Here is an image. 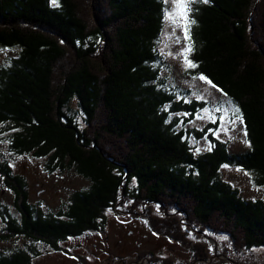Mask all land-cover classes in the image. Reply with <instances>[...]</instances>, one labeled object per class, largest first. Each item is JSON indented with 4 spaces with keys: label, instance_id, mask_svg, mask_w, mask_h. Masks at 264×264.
Returning a JSON list of instances; mask_svg holds the SVG:
<instances>
[{
    "label": "trees",
    "instance_id": "trees-1",
    "mask_svg": "<svg viewBox=\"0 0 264 264\" xmlns=\"http://www.w3.org/2000/svg\"><path fill=\"white\" fill-rule=\"evenodd\" d=\"M165 9L162 0H0V49L20 51L0 68V127L20 129L12 143L19 153L47 158L50 171L74 169L90 183L46 215L29 203L25 180L1 165L23 217L18 224L0 208L9 221L2 239L59 251L61 242L103 231L106 211L124 200L180 213L232 250L264 251L263 200L244 199L220 177L223 166H234L264 187V0H208L193 14L189 75L206 77L239 109L250 144L242 154L212 138V151L193 153L169 123L179 113L193 121L206 104L162 89ZM73 101L83 129L68 114ZM180 223L154 227L185 242ZM34 254H0V264H34Z\"/></svg>",
    "mask_w": 264,
    "mask_h": 264
},
{
    "label": "rangeland",
    "instance_id": "rangeland-1",
    "mask_svg": "<svg viewBox=\"0 0 264 264\" xmlns=\"http://www.w3.org/2000/svg\"><path fill=\"white\" fill-rule=\"evenodd\" d=\"M162 1L166 9L164 30L158 43L160 60L157 61L162 89L176 95L178 101L206 104L193 121L186 122L188 116L179 113L173 114L169 123L177 132L187 135L185 138L193 153L212 151V139L226 145L232 154L247 152L250 144L243 121L236 118L241 116L240 111L234 114L236 107L207 83V79L189 75L195 66L190 67L185 58L191 61L194 23L187 25L190 39L186 38L185 20L178 13L174 18L169 16L170 12L177 11L176 6L172 0ZM202 3L206 2L192 0L188 5L189 20L194 21V8ZM19 53L18 50L0 51V68L9 67ZM166 108L168 110L169 107ZM70 109L68 114L75 117L79 128L83 129L84 116L78 103L73 101ZM18 131L20 129L0 127V167L7 165L14 175L25 180L31 205L46 215L56 214L70 204L75 193L88 189L90 183L74 169L50 171L47 158H37L34 154H22L13 149L14 134ZM220 177L239 189L244 199L264 202V187L256 184L253 173L223 166ZM130 187L134 189L136 182L132 181ZM15 195L0 173V208H5L11 220L21 224L23 217L16 207ZM127 202L122 200L116 209L106 211L102 219L103 231L87 232L61 242L59 251L24 238L0 237V254L34 249V257H31L34 264H264V251L261 249L252 252L232 250L231 245L216 241L212 234L189 223L180 213L140 201ZM3 217H0L1 233L9 228L8 219ZM174 218L182 224L185 242L163 236L154 227L158 220Z\"/></svg>",
    "mask_w": 264,
    "mask_h": 264
},
{
    "label": "snow or ice",
    "instance_id": "snow-or-ice-1",
    "mask_svg": "<svg viewBox=\"0 0 264 264\" xmlns=\"http://www.w3.org/2000/svg\"><path fill=\"white\" fill-rule=\"evenodd\" d=\"M172 2L176 6L177 11L176 12H170L169 16L174 18L177 15V13H178L180 15V17L185 20V36H186V38L190 39V36L188 35V27H187V25L190 24V23H194V21L188 19V12H189L188 5L192 2V0H172ZM204 2H208V0H204ZM188 50H190V48ZM0 51H4V50L0 49ZM185 59H186V62L189 64L190 67H194L195 66V65L192 64L191 61H188L187 58H185ZM200 79L206 80V77L200 76ZM206 82L211 84L212 87H214V88L216 87L214 84H212L211 81L206 80ZM217 111H219V109H217ZM238 112H239V109L236 108L234 110V114L238 113ZM236 118L240 119L241 121L243 119L242 116H237ZM245 135H247L246 131H245Z\"/></svg>",
    "mask_w": 264,
    "mask_h": 264
}]
</instances>
